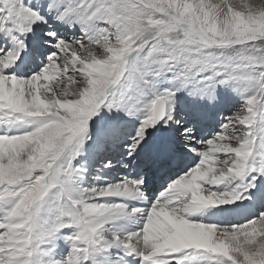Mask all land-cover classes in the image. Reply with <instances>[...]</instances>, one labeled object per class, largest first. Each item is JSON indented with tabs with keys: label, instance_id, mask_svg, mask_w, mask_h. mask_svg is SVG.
Listing matches in <instances>:
<instances>
[{
	"label": "snow or ice",
	"instance_id": "1",
	"mask_svg": "<svg viewBox=\"0 0 264 264\" xmlns=\"http://www.w3.org/2000/svg\"><path fill=\"white\" fill-rule=\"evenodd\" d=\"M0 264H264V0H0Z\"/></svg>",
	"mask_w": 264,
	"mask_h": 264
}]
</instances>
